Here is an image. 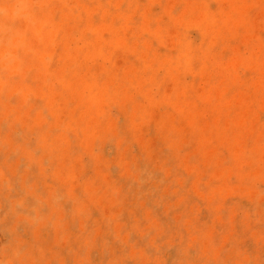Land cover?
Returning a JSON list of instances; mask_svg holds the SVG:
<instances>
[{"label": "rangeland", "instance_id": "rangeland-1", "mask_svg": "<svg viewBox=\"0 0 264 264\" xmlns=\"http://www.w3.org/2000/svg\"><path fill=\"white\" fill-rule=\"evenodd\" d=\"M0 264H264V0H0Z\"/></svg>", "mask_w": 264, "mask_h": 264}]
</instances>
